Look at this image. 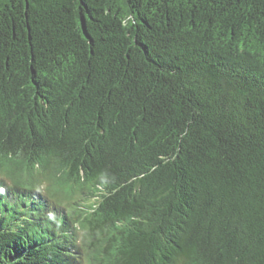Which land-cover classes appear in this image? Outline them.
Masks as SVG:
<instances>
[{"label": "trees", "instance_id": "obj_1", "mask_svg": "<svg viewBox=\"0 0 264 264\" xmlns=\"http://www.w3.org/2000/svg\"><path fill=\"white\" fill-rule=\"evenodd\" d=\"M0 264H264V0H0Z\"/></svg>", "mask_w": 264, "mask_h": 264}]
</instances>
